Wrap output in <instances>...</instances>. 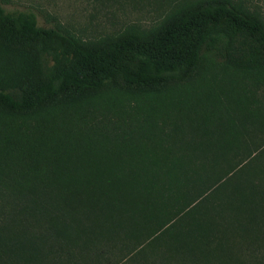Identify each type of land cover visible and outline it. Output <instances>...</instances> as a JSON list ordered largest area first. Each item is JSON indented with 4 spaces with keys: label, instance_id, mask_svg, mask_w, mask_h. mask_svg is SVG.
Here are the masks:
<instances>
[{
    "label": "trees",
    "instance_id": "obj_1",
    "mask_svg": "<svg viewBox=\"0 0 264 264\" xmlns=\"http://www.w3.org/2000/svg\"><path fill=\"white\" fill-rule=\"evenodd\" d=\"M211 34L226 37L232 66L264 68V20L228 0H178L147 31L97 40L40 27L0 0V62L7 50L24 57L8 81L19 99L0 85V122L51 115L0 165V264H264L262 153L244 156L212 110L149 144L75 133L68 121L108 89L195 82Z\"/></svg>",
    "mask_w": 264,
    "mask_h": 264
},
{
    "label": "rangeland",
    "instance_id": "obj_2",
    "mask_svg": "<svg viewBox=\"0 0 264 264\" xmlns=\"http://www.w3.org/2000/svg\"><path fill=\"white\" fill-rule=\"evenodd\" d=\"M178 0H2L11 11H29L38 26L58 29L85 40H97L129 30L147 31L161 22ZM230 5L264 20V0H228ZM227 39L209 35L199 50L202 76L161 93L129 94L108 89L72 109L69 123L77 133L119 137L149 144L165 142L179 132L183 120L200 108L212 110L215 122L236 135L244 156L253 151L264 159V68L238 69L226 58ZM41 69L49 73L53 53L43 51ZM0 85L14 99L20 93L8 81L24 68V57L7 50L1 57ZM63 114H66L65 112ZM61 115V114H60ZM43 117L33 114L0 122V165L7 163L21 141L37 134ZM61 118V117H60Z\"/></svg>",
    "mask_w": 264,
    "mask_h": 264
}]
</instances>
